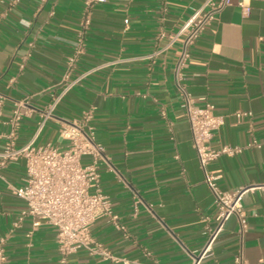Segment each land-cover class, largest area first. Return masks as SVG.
<instances>
[{
  "label": "crops",
  "instance_id": "obj_1",
  "mask_svg": "<svg viewBox=\"0 0 264 264\" xmlns=\"http://www.w3.org/2000/svg\"><path fill=\"white\" fill-rule=\"evenodd\" d=\"M207 0H106L84 32L85 0H0V154L16 109L25 115L15 145L65 147L64 122L93 113L106 148L98 186L125 230L102 218L92 237L127 264H264V0H231L191 48L184 86L211 103L225 124L210 141L242 148L207 167L222 191L245 189L248 229L232 217L203 255L217 207L193 147L176 78L183 26ZM79 50L81 53L78 54ZM75 59L68 81L66 75ZM67 92L39 131L42 114ZM237 112L251 117L237 118ZM257 141L260 147H249ZM87 158L85 161L87 162ZM26 178L24 160L0 169V239L7 264H60L57 230L20 220L25 203L12 192ZM71 264L113 263L85 249Z\"/></svg>",
  "mask_w": 264,
  "mask_h": 264
},
{
  "label": "built area",
  "instance_id": "obj_2",
  "mask_svg": "<svg viewBox=\"0 0 264 264\" xmlns=\"http://www.w3.org/2000/svg\"><path fill=\"white\" fill-rule=\"evenodd\" d=\"M105 1L85 0L82 21L84 32L91 26L94 6ZM230 1L207 0L205 6L187 21L180 33L184 35V38L175 69L177 83L183 96L185 116L191 127L193 147L206 172V183L214 195L217 207L215 227L210 232L203 255L210 252L226 223L232 217H236L239 221L240 236H243L248 229L242 204L246 190L235 193L222 191L217 183L218 177L207 172L208 165L220 156H236L243 149L228 145L219 150L211 147L210 141L225 124V117L218 115L215 105L211 103L198 104L184 86V70L190 58L191 48ZM78 52L80 54L81 50ZM74 63L75 59L71 61V68L65 79L67 81ZM77 83L78 81L64 84L63 93L56 97L48 110L42 114L39 131L53 117L63 96ZM1 108L0 105V112ZM24 115L22 108L14 111L11 120L12 132L9 135L10 142L0 154V169L21 159L25 161V182L21 187L11 189L14 195L25 203L26 208L20 220L30 218L34 228H39L45 223L56 228L60 264H71L70 256L82 249L87 250L91 256H99L113 263L127 264V260L116 258L109 249L92 237L93 225L102 218L108 219L117 228L125 230V227L119 223V217L114 213L110 198L98 186L100 167L108 164V157L105 146L96 142L94 129L90 125L92 111L85 113L79 121L62 124L59 134L60 139L66 142L65 147H56L51 144L38 146L34 139L26 146L17 148L15 141ZM235 116L237 118L251 117L252 113L237 112ZM249 147H260V144L253 141ZM87 158L89 160L86 162ZM7 241V237L0 239V264H7L8 261L5 250ZM235 262L245 264L242 249L235 258Z\"/></svg>",
  "mask_w": 264,
  "mask_h": 264
}]
</instances>
